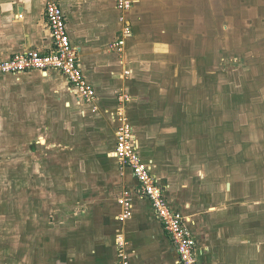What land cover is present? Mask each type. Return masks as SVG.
Listing matches in <instances>:
<instances>
[{
  "label": "crops",
  "instance_id": "obj_1",
  "mask_svg": "<svg viewBox=\"0 0 264 264\" xmlns=\"http://www.w3.org/2000/svg\"><path fill=\"white\" fill-rule=\"evenodd\" d=\"M58 1L84 76L98 99L93 105L84 103L56 71L47 76L34 71L0 77V103L2 98L9 99L11 106L24 108L27 122L40 121L41 130L26 129L30 138L25 163L33 169L43 165L61 175L58 169L71 159L78 171L65 195V203H72L71 216L59 220L58 225L51 223L48 213V223L43 218L37 226L35 221L40 218L36 216L40 212L45 216L42 208L29 198L25 207H19L17 199L11 200V220L18 224L23 216L31 221V228H0V264H117L118 234L128 243L131 264H180L176 245L156 217L152 203L138 193L139 184L131 171L121 168L113 156L120 109L127 113L142 158L164 187L170 206L187 219L200 264H264V208L259 212L264 191L251 192L259 196L257 201L250 192H234L230 180L225 181L229 176L225 177L222 160L209 166L212 163L191 155L195 135L189 103L155 97L157 91L150 97L149 91L156 86L141 76L145 64L139 60L145 40L156 39L154 55L171 51L167 42L176 36L171 34L166 15L176 7L191 10L204 6L194 0H133L129 14L133 37L125 54L119 55L110 50L121 33L116 0ZM46 3L0 0V59L27 50L52 51ZM163 46L165 51H161ZM122 94L131 97L123 105L119 100ZM164 108L168 109L164 112ZM233 165L232 174L247 175L251 182L258 178L251 159L239 158ZM57 181L66 183L64 179ZM260 181L264 182V175ZM126 189L133 192V216L120 222L119 197ZM65 205L58 208L59 217ZM25 209L28 214H23ZM8 229L9 234L2 233Z\"/></svg>",
  "mask_w": 264,
  "mask_h": 264
},
{
  "label": "rangeland",
  "instance_id": "obj_2",
  "mask_svg": "<svg viewBox=\"0 0 264 264\" xmlns=\"http://www.w3.org/2000/svg\"><path fill=\"white\" fill-rule=\"evenodd\" d=\"M194 3L204 8L181 10L176 7L165 17L171 23V34L176 36L170 38L169 44L167 42L171 51L162 56L154 55L156 39L145 40V50L139 60L145 64L141 76L144 82L156 86L149 91L150 97L157 91L155 97L189 103L195 135L191 155L200 162L205 159V163H212L209 166L222 160L226 164L225 177L229 176L225 181L230 180L234 192H250L257 201L259 196L251 192L264 191V182L260 181L264 175V0H194ZM166 49L163 46L161 51ZM21 107L19 104L11 106L9 99H1L0 228H31V221L23 216L18 224L10 218L14 213L11 200L17 199L19 207H25L28 198L45 214L43 217L40 212L36 216L40 218L35 221L37 226L43 218L48 223V213L51 223L58 225L59 220L71 216L69 205L72 203H65V195L72 189L69 182L75 181L77 176L76 164L69 159L64 163L65 168L58 169L62 172L58 175L55 169L46 170L43 165L33 169L25 163L28 134L41 125L37 120L27 122ZM167 109L164 108V112ZM12 112L17 113V117ZM26 129H30L28 134ZM239 158L251 159L258 178L251 182L247 175L232 174L233 164L238 163ZM57 160L56 157L54 161ZM57 178L67 184L58 182ZM49 198L53 201L49 202ZM62 203L66 205L61 207L59 217L58 208ZM263 208L264 201L259 212ZM23 214H28L26 209ZM9 232L8 229L2 233Z\"/></svg>",
  "mask_w": 264,
  "mask_h": 264
},
{
  "label": "built area",
  "instance_id": "obj_3",
  "mask_svg": "<svg viewBox=\"0 0 264 264\" xmlns=\"http://www.w3.org/2000/svg\"><path fill=\"white\" fill-rule=\"evenodd\" d=\"M46 1L45 15L53 40L52 51L42 53L36 50H27L9 59H0V77L19 76L34 71L47 76L49 72L56 71L67 80L84 103L93 105L97 102V93L84 76L78 52L68 33L65 12L58 0ZM134 4L133 0H116L121 33L119 39L110 46V50L119 55L125 54L128 40L133 37L129 14ZM119 100L123 105L128 103L131 97L122 94ZM117 121L116 146L113 156L121 168L131 171L139 184L138 193L152 203L156 217L176 245L179 263L200 264L197 242L191 227L187 219L170 206L164 187L158 182L152 167L143 160L133 127L125 110L120 109ZM119 198L122 208L119 221L125 222L133 216V192L126 189ZM116 240L119 256L117 264H131L126 239L122 234H118Z\"/></svg>",
  "mask_w": 264,
  "mask_h": 264
}]
</instances>
